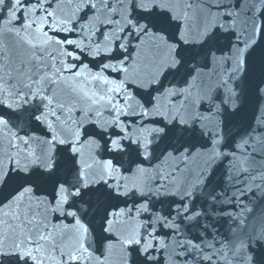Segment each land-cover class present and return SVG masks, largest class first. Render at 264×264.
I'll return each instance as SVG.
<instances>
[{
  "label": "snow or ice",
  "instance_id": "snow-or-ice-1",
  "mask_svg": "<svg viewBox=\"0 0 264 264\" xmlns=\"http://www.w3.org/2000/svg\"><path fill=\"white\" fill-rule=\"evenodd\" d=\"M0 13L27 54L0 61V264H110L116 249L119 264H160L158 228L185 221L203 233L167 264H264V212L245 225L237 196L264 193V114L232 123L264 101V0H0ZM224 160L243 185L231 194ZM217 205L234 224L224 241L199 222Z\"/></svg>",
  "mask_w": 264,
  "mask_h": 264
},
{
  "label": "water",
  "instance_id": "water-1",
  "mask_svg": "<svg viewBox=\"0 0 264 264\" xmlns=\"http://www.w3.org/2000/svg\"><path fill=\"white\" fill-rule=\"evenodd\" d=\"M188 3L196 4L197 0H186ZM191 15L195 16V12L191 13ZM0 16H3V13H0ZM3 25L0 23V29H2ZM27 54L22 49H17L15 44V38L9 35H0V61L4 60V57L7 56L10 58L9 66H14L19 62L20 58L25 57ZM85 63H88L91 61V57L85 56L82 57ZM104 57L98 58L96 61L97 63L99 61L104 60ZM199 64L203 65L204 61L203 58H199L197 61ZM202 71L206 74H211L214 71V66L209 62L207 67H203ZM0 75H3V71H0ZM117 75V74H112ZM169 80L172 79V77L168 78ZM264 114V101H257L254 98L250 100L248 106L245 108L244 112L239 117H234L232 120V123L238 127L243 128L246 127L250 123H255V120L261 115ZM37 134H40L39 130H37ZM200 145L197 144V147ZM85 154H88V149H85ZM205 157L202 156H194L192 159L187 161V168L186 173L187 174H193L196 171L199 170L200 167L203 166ZM153 163H159V161H153ZM261 161H257V165L254 166L255 168H258ZM179 164L180 168H185L184 163H179L175 161H169L167 165H164V167L167 168H174ZM146 167L149 165H145ZM216 167L219 169V173L217 176V179L220 178V176L224 175L225 178V189L231 194L234 192H237V187L243 188V185H236L233 186L232 182L227 179V176L225 173L229 169L230 165L227 160L220 161L217 163ZM254 174L259 176V171H256ZM259 179H257L256 183H259ZM251 184V182H249ZM237 196L243 200V205L247 208L252 209V212H245L243 213V219L245 220V225L251 226L255 224L260 219V214L264 212V193L257 190L255 186L253 185L251 187L250 191H247L242 197L239 196V193H237ZM170 200L171 198H161ZM129 205L133 203L131 199L128 201ZM123 206V205H121ZM167 207V203L164 205H161L157 203V209L162 210ZM223 208L225 209V212H233V213H239L241 211V206L237 204L236 206L232 205H224ZM220 209L221 206L217 205L215 209V213L213 214L210 210V213L208 216H202L199 218V222L201 225H207L209 226V232L211 233L208 235V239L211 240L213 236H216L217 239L224 241L226 238H231L232 235V229L234 227L232 219L229 218L228 215H220ZM179 223V220H177ZM203 233L202 227H196L194 226V222H188L185 221L183 224L180 225V231L179 233H171V230L169 229H159L158 228V234L164 236L166 242L170 245L168 251L160 250V252L155 253L159 257L160 264H167V256L172 251L173 248H176L175 241L176 240H184V239H193L194 237L201 235ZM68 243H71V239L66 241ZM194 242L199 243L200 241L196 240ZM176 251H181V249L176 248ZM97 255H99V251L97 252ZM119 250L116 249L111 253L110 256V264H119ZM180 261V264H183V260L185 258H177ZM189 264H192L190 261Z\"/></svg>",
  "mask_w": 264,
  "mask_h": 264
}]
</instances>
